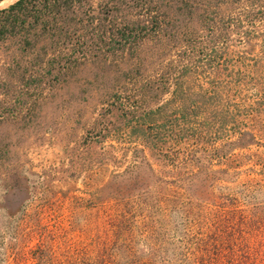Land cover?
Returning <instances> with one entry per match:
<instances>
[{
	"label": "rangeland",
	"instance_id": "1",
	"mask_svg": "<svg viewBox=\"0 0 264 264\" xmlns=\"http://www.w3.org/2000/svg\"><path fill=\"white\" fill-rule=\"evenodd\" d=\"M20 17L0 13V264H192L216 224L264 259V0Z\"/></svg>",
	"mask_w": 264,
	"mask_h": 264
},
{
	"label": "trees",
	"instance_id": "2",
	"mask_svg": "<svg viewBox=\"0 0 264 264\" xmlns=\"http://www.w3.org/2000/svg\"><path fill=\"white\" fill-rule=\"evenodd\" d=\"M2 0H0L1 2ZM14 1V0H13ZM12 1V2H13ZM74 0H16L15 2H10L0 10V13H11L14 19L22 15L23 10L27 5L35 6V4L46 5L49 10H57L59 5L69 4ZM18 16V17H17ZM21 20V19H20ZM230 217L226 218L225 223H229ZM218 221V220H217ZM221 224H216L210 230V234L206 235L205 239L200 240L199 251L202 253L199 257H193L192 264H264V259H258L254 253L247 248L235 249L234 243H231L230 238H232L231 233L227 231L231 229L229 225H226V231L224 229L218 228ZM232 246L233 248H231ZM227 248V249H226ZM224 251V252H223ZM207 254V255H206ZM62 264H90L82 259H77L76 256H68L63 261Z\"/></svg>",
	"mask_w": 264,
	"mask_h": 264
},
{
	"label": "bare ground",
	"instance_id": "3",
	"mask_svg": "<svg viewBox=\"0 0 264 264\" xmlns=\"http://www.w3.org/2000/svg\"><path fill=\"white\" fill-rule=\"evenodd\" d=\"M10 0H2L1 2H0V6H2V5H5L6 3H8ZM15 1V0H14ZM13 1V2H14ZM12 2V3H13ZM11 4V3H10Z\"/></svg>",
	"mask_w": 264,
	"mask_h": 264
},
{
	"label": "water",
	"instance_id": "4",
	"mask_svg": "<svg viewBox=\"0 0 264 264\" xmlns=\"http://www.w3.org/2000/svg\"><path fill=\"white\" fill-rule=\"evenodd\" d=\"M15 1H16V0H15ZM15 1H14V2H15ZM11 4H12V3H11Z\"/></svg>",
	"mask_w": 264,
	"mask_h": 264
}]
</instances>
